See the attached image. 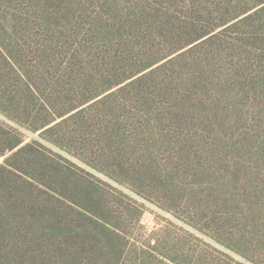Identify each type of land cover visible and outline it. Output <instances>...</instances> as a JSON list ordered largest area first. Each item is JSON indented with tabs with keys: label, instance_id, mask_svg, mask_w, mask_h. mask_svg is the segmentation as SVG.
<instances>
[{
	"label": "rangeland",
	"instance_id": "374dc122",
	"mask_svg": "<svg viewBox=\"0 0 264 264\" xmlns=\"http://www.w3.org/2000/svg\"><path fill=\"white\" fill-rule=\"evenodd\" d=\"M136 1L0 0V50L9 56L14 31L24 44L21 21L37 31L47 21L51 29L62 31L73 18L98 17L112 29L122 26L114 35H126L123 53L139 52L146 44L131 39L130 31L152 34L146 50L154 51L152 56L171 50L174 33L182 41L189 39L191 24L199 33L231 21L187 56L178 55L194 45L174 55L173 64L130 90L127 99L120 98L118 104L126 110L114 104L112 110L103 106L93 111L112 121L130 110L129 129L135 125L142 133L140 142H131L134 148L126 159L96 160L101 172L43 142L24 119L15 116L14 121L12 114L0 112L1 124L27 142H43L92 174L110 199L113 211L105 216L118 229L116 235L78 213H87L82 208L92 212L84 199H71L83 207L68 213L67 250L57 264H264V13L250 20L246 17L255 10L241 15L260 0H146L149 16L141 22L134 19L142 8ZM0 63L6 67L1 55ZM117 63L121 72L127 69ZM135 114L140 116L133 120ZM84 132L100 150L90 129ZM71 142L75 153L84 150ZM8 156H0V166ZM27 168L30 176L42 179L43 172ZM38 245L31 244L30 251ZM14 260L49 264L26 253Z\"/></svg>",
	"mask_w": 264,
	"mask_h": 264
},
{
	"label": "trees",
	"instance_id": "16d2710c",
	"mask_svg": "<svg viewBox=\"0 0 264 264\" xmlns=\"http://www.w3.org/2000/svg\"><path fill=\"white\" fill-rule=\"evenodd\" d=\"M146 2L136 1V7L142 5L135 15L136 21H144L149 16ZM254 10L246 20L264 13V0L241 15H248ZM161 17H168L167 13ZM155 19L154 22L164 24L160 19ZM230 22L224 21L199 33L197 26L191 24L190 32L193 34L189 39L182 41L174 33L171 50H163L157 56H152L151 52L154 51H146L147 43L153 39L152 34L140 32L139 29L134 30L135 33L130 31L131 39H142L146 44L140 45L142 48L139 52L133 48L130 53H123L120 49L126 35L121 34L120 39L114 35L121 33L122 26L112 29L111 25L98 17H87L85 20L73 18L62 31L51 29L47 21L42 25L43 30L38 31L28 21H21L19 23L26 33L24 44L18 42L17 32L14 31V41L9 44L10 56L5 54V50H0L7 67L0 63V112L12 114L16 119L14 121H18L15 116L24 119V125L31 132H40L43 142L101 172V168L95 164L96 160H116L115 156L119 157L117 160L122 157L126 159L130 147L140 142L139 134L142 133L135 125L134 129H129L130 110L127 115L116 116L112 121L103 119L101 114H94L93 111L103 106L112 110L114 104L117 105L116 109L126 110L125 105L118 104L120 98L127 99L130 90L173 64L174 55L194 45L187 50L188 53L178 55L180 59L187 56L199 45L198 42ZM111 35L113 39L109 40ZM118 61L127 65L124 67L127 69L121 72ZM140 62L143 63L141 66L138 65ZM155 66L158 67L154 70ZM138 116L140 114H135L133 120ZM85 128H89L92 137L100 141V150H96L92 140L86 136ZM71 139L80 143L84 150L75 153L73 147L76 146ZM43 142H27L20 132L0 123V156L9 154L4 165L0 166V264H19L14 258L18 259L25 253L44 263L57 264L67 250L66 240L71 228L68 213L70 210L78 212L76 207L82 206L81 199L92 211L82 208L89 215L78 212L81 216L96 227L111 231V235L118 233V229L112 227L110 219L105 216L113 208L101 187L103 183ZM114 146L116 148H112ZM108 147L111 148L108 150ZM27 167L43 172L42 179L30 176ZM116 181L122 183L121 180ZM76 197L81 200L80 203L71 200ZM33 243L39 244L34 252L30 251Z\"/></svg>",
	"mask_w": 264,
	"mask_h": 264
}]
</instances>
